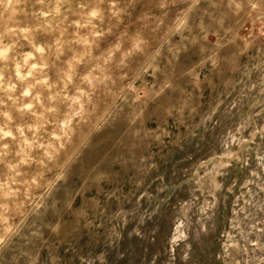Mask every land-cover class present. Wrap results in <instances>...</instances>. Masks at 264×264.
I'll use <instances>...</instances> for the list:
<instances>
[{"label": "clouds", "instance_id": "obj_1", "mask_svg": "<svg viewBox=\"0 0 264 264\" xmlns=\"http://www.w3.org/2000/svg\"><path fill=\"white\" fill-rule=\"evenodd\" d=\"M0 264H264V0H0Z\"/></svg>", "mask_w": 264, "mask_h": 264}, {"label": "rangeland", "instance_id": "obj_2", "mask_svg": "<svg viewBox=\"0 0 264 264\" xmlns=\"http://www.w3.org/2000/svg\"><path fill=\"white\" fill-rule=\"evenodd\" d=\"M26 2L28 4H31L33 2V0H26ZM196 56L195 51H193L192 53H190L187 57L184 58V60L190 61L192 59H194ZM247 131V129H241V131L237 134L236 137L232 138V144L233 146H240L242 147L243 145H238L236 143V141L243 136V132ZM244 143L248 144L251 141L249 140L248 137H244ZM255 137H252V140H254ZM259 147V145H258ZM257 157L259 156V153L256 154ZM219 163V161H215L212 160L211 158H209V160L206 161H201L198 166L196 168L193 169V180L192 183L197 184V186L199 185L200 179L204 176L205 172H211L212 169L217 166V164ZM201 169H203L204 171L202 172ZM51 219H55V217H52ZM182 228H183V221L182 220H178L177 222V227H176V236H175V241L178 242L181 239H183V232H182ZM147 247L146 242H142L140 241L138 238H136L135 236L126 239L123 242V246L122 249L123 251H126V253L128 254V258L130 260L135 259L137 261H139V259L141 258L142 253H144L145 249ZM113 259H115V256H113Z\"/></svg>", "mask_w": 264, "mask_h": 264}]
</instances>
